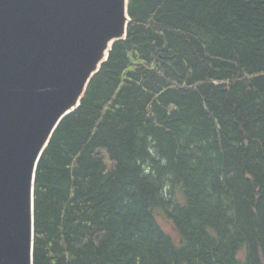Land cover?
<instances>
[{"label":"trees","instance_id":"16d2710c","mask_svg":"<svg viewBox=\"0 0 264 264\" xmlns=\"http://www.w3.org/2000/svg\"><path fill=\"white\" fill-rule=\"evenodd\" d=\"M38 163L33 264H264V0H128Z\"/></svg>","mask_w":264,"mask_h":264},{"label":"water","instance_id":"95a60500","mask_svg":"<svg viewBox=\"0 0 264 264\" xmlns=\"http://www.w3.org/2000/svg\"><path fill=\"white\" fill-rule=\"evenodd\" d=\"M130 21L128 0H0V264H33L38 163Z\"/></svg>","mask_w":264,"mask_h":264}]
</instances>
